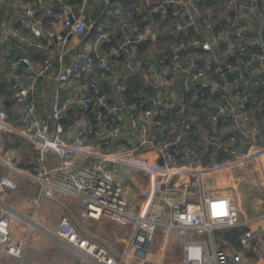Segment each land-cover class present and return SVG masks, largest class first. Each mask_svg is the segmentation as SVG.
<instances>
[{
  "label": "built area",
  "instance_id": "1",
  "mask_svg": "<svg viewBox=\"0 0 264 264\" xmlns=\"http://www.w3.org/2000/svg\"><path fill=\"white\" fill-rule=\"evenodd\" d=\"M1 1L9 15L0 44L12 39L44 55L38 66L31 53L11 59L9 93L0 87V136L28 142L26 168L12 152L0 154V253L23 264L30 247L49 240L76 264H165L172 246L176 264H264V209L241 205L228 181L264 154L263 128L247 110L264 91V0H144L126 15L114 8L121 0ZM90 5L103 6L111 29L87 18ZM167 17L160 41L155 28ZM91 34L93 50L83 41ZM54 67L43 107L38 79ZM133 79L139 88L129 90ZM72 81L78 86L62 94ZM188 95L201 116L168 124ZM217 124L229 133L228 158L199 161L202 141L221 145L196 135ZM105 163L149 176L136 213ZM16 175L37 187L21 206L5 200V190L19 191ZM66 198L78 202V226L68 214L50 225L44 205ZM101 219L127 227V238L113 244L87 234ZM226 228L243 229L239 248L216 245L213 232Z\"/></svg>",
  "mask_w": 264,
  "mask_h": 264
},
{
  "label": "rangeland",
  "instance_id": "2",
  "mask_svg": "<svg viewBox=\"0 0 264 264\" xmlns=\"http://www.w3.org/2000/svg\"><path fill=\"white\" fill-rule=\"evenodd\" d=\"M144 58V57H143ZM46 91V89H45ZM44 91V92H45ZM249 109L254 110V106L249 105L247 106V110ZM256 110V109H255ZM255 117L259 121V125H263L264 121V110L262 109V113L260 116L255 115ZM254 117V119H256ZM263 128V126L261 127ZM264 131V129H263ZM19 138V137H18ZM9 139L6 137L0 136V154L4 155V151L8 150L14 153L19 159L22 161L24 156H28V149H27V141L23 138H19L20 147H8L6 145V140ZM22 149V150H21ZM226 153V151H225ZM209 155H213L214 160L221 162L227 158L225 154L221 157H217L216 155L211 153H207L205 148L199 150L198 160L205 162ZM77 159L81 160L82 157L77 156ZM260 160H264V154L261 155ZM261 161L258 165L256 162H246L242 168L236 169L230 179H228L229 184L234 186V193L239 198L241 205L246 204L252 208L257 207L258 210L264 209V178L260 172L261 168ZM105 166L111 170L114 175H117L118 180L120 179L121 184L125 188V192L127 194L131 193L132 201H130V208L131 210L136 213L139 209V205L142 203L144 197L140 195V191L137 189L136 185L133 184L136 181L139 184L146 185L147 181L149 180V176H146L143 171L140 170H131L125 171V168L120 164H109L105 163ZM264 172V169H262ZM16 179L20 184L19 191H6L5 200L12 205L21 206L27 204L31 197L34 195L36 191V185L29 184L28 181L24 180L22 177L16 175ZM129 180V181H126ZM194 178H191V182L193 185L191 189L195 190L196 185L194 182ZM237 189V190H236ZM193 200V197L191 199ZM60 206H57L53 202H47L44 205V213L48 218H50V225H55L57 218L61 214H68L70 215L71 219L74 223L78 226V202L77 200H72L69 198L63 199ZM91 233H87L93 237L101 238L108 243H119L120 239L127 238L128 228L125 226H120L115 224L111 221H107L105 219H101L99 221L92 222L90 224ZM222 233H219L217 230L213 232V238L215 239L216 245L219 244L220 240L222 239ZM98 240V239H97ZM118 241V242H117ZM119 249H122V245L119 246ZM254 257L253 259H255ZM6 262H11V264H17V260L15 258H5ZM178 261L177 259V252L175 247H170L169 254L165 257V264H176ZM76 259L69 254L67 251L62 249L61 247L55 245L53 242L49 240H42L35 243L30 249L27 251L23 264H76Z\"/></svg>",
  "mask_w": 264,
  "mask_h": 264
},
{
  "label": "crops",
  "instance_id": "3",
  "mask_svg": "<svg viewBox=\"0 0 264 264\" xmlns=\"http://www.w3.org/2000/svg\"><path fill=\"white\" fill-rule=\"evenodd\" d=\"M143 2H144V0H143ZM130 6L131 5L127 4L125 0H121L120 4L114 5V8L120 10L121 13L126 15V14H129V13H135V10L137 9V7H139L141 5L135 6L133 8H130ZM0 8H1V11H2V13L0 14L1 15L0 16V23H1V22H4L8 18L9 9H8V6H7V4L5 2H3V5ZM102 8H103L102 5H98V6L90 5L88 7V10H87V18L89 20H94L97 23L106 24L107 28L111 29L112 21H111V19L106 18L104 15H102L100 13V9H102ZM49 26H53V24L50 23ZM55 26L56 25H54V27ZM56 28H57V26H56ZM71 41H72V43L75 42L74 39H71ZM83 41L86 42L88 48L93 50L94 42H95V36L94 35L91 34V35L85 36L83 38ZM72 51H73V49H72ZM25 53H28V54L31 53L32 54L31 57H32V59L34 61V65L35 66H38L41 63L42 56L44 55V53L42 51L41 52H37V53H32L27 45L20 44V43L14 41L12 39L3 40L1 42V44H0V87L4 90L5 94L9 93V88H10L7 64L14 57H16L18 55H21V54H25ZM55 73H56V67L53 68V70L50 72L48 77H45L44 79H41L40 82H39V85L41 87H40L38 93L41 96V101L43 103L42 104L43 107L46 106V102H47L51 92L54 90V88L56 86ZM78 84H79V82L72 81V83L67 84L65 87H63L61 89V93L64 94L65 92L70 91L73 88L75 89V87L78 86ZM45 89H46V91H45ZM8 102L9 101H7V103ZM172 108L170 109V113H172ZM13 109H14V106H13ZM13 113H14V111L12 112V114ZM12 114L10 115V118H11ZM255 115H256V112H255V109H254L253 110V117H255ZM170 116H171V114H170ZM170 116H169L167 122H168V124H174L177 119L173 120V119L170 118ZM41 118H45V117L42 116ZM65 126H66V130L68 131L67 137L69 138L71 136V132H70L71 122H66ZM262 126H263V129H264V124ZM259 143L264 145V134H263V138L261 139V141ZM263 151H264V149H263ZM13 156H15L16 160L19 162L18 163L19 167H21L20 163L22 161L14 153H13ZM261 168L264 169V160L261 161ZM125 171H128V170L125 169L124 172ZM114 176H115L116 180L120 182V179L118 180L117 175H114ZM126 181H129V180H126ZM133 184L136 185L138 190L140 189V184L139 183L134 181ZM128 192H127V197H128V199L130 201H132L131 193H128ZM97 239L98 240H102L101 238H97ZM6 257L13 258V257H10V256H7V255H4V254L0 253V264H11V262H6L5 261Z\"/></svg>",
  "mask_w": 264,
  "mask_h": 264
},
{
  "label": "trees",
  "instance_id": "4",
  "mask_svg": "<svg viewBox=\"0 0 264 264\" xmlns=\"http://www.w3.org/2000/svg\"><path fill=\"white\" fill-rule=\"evenodd\" d=\"M127 4L131 5L130 8H133L135 6L141 5L143 3V0H125ZM3 5V2L0 1V7ZM2 13L1 8H0V14ZM1 16V15H0ZM172 19L170 17H167L165 19V21H163L162 23H159L157 25V28H155L156 31H158L161 36L159 38L160 41H163L166 38V27L170 26L172 23ZM51 22L49 20H46V25H49ZM191 36V35H190ZM132 84L130 85L129 90H132L133 88H138V82L137 79H133ZM259 94V98H258V105L254 107L256 115L260 116L262 113V109H263V104L264 103V91H258ZM6 112L7 115L10 117V115L12 114V112L14 111L13 109V102L9 101L6 104ZM191 115H196V116H201V111L199 110V107L190 102V97L189 95L185 97V100L182 103L176 104L173 108H172V113L170 118L173 120H176L179 116H191ZM206 132V135L208 137V140H212V139H216L218 140V142L220 143V148L219 149H214L211 145H209L208 141H202V144L200 146V149L205 148L207 153H213L216 155L217 157H221L223 154H225V157L227 158V148H228V137H229V133L226 132H222V126L221 124H217L215 125V127H211V126H206V129L204 132L200 131V133H198V135H196L197 137L202 138V136L204 135V133ZM195 137V136H194ZM193 137V138H194ZM6 140V145H8V147H15V146H21L20 145V141L18 137L12 136L9 139H5ZM91 138H87L86 142H90ZM22 150V149H21ZM226 151V153H225ZM21 167H28L27 165V157L24 156L22 158V162L20 163ZM219 233H222V239L219 242V245L221 247L227 246V245H231L234 247L239 248L238 246V242H237V238L239 236V234L243 231V229H235V228H226L223 230H217Z\"/></svg>",
  "mask_w": 264,
  "mask_h": 264
},
{
  "label": "water",
  "instance_id": "5",
  "mask_svg": "<svg viewBox=\"0 0 264 264\" xmlns=\"http://www.w3.org/2000/svg\"><path fill=\"white\" fill-rule=\"evenodd\" d=\"M262 33H263V35H264V28H263V30H262ZM216 54L218 55V53H216ZM156 60H157V58L155 57V58H154V61H156ZM227 75H228V77H229V79H230V74L228 73ZM177 80H178V79H177ZM39 82H40V79H38V84H37V88H38V89H37V92H39V89H40V87H41V86L39 85Z\"/></svg>",
  "mask_w": 264,
  "mask_h": 264
},
{
  "label": "bare ground",
  "instance_id": "6",
  "mask_svg": "<svg viewBox=\"0 0 264 264\" xmlns=\"http://www.w3.org/2000/svg\"><path fill=\"white\" fill-rule=\"evenodd\" d=\"M237 190V189H236Z\"/></svg>",
  "mask_w": 264,
  "mask_h": 264
}]
</instances>
